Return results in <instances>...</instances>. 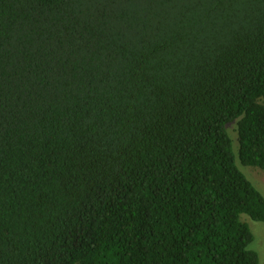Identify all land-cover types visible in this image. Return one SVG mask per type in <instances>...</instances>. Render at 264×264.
<instances>
[{
    "label": "trees",
    "instance_id": "1",
    "mask_svg": "<svg viewBox=\"0 0 264 264\" xmlns=\"http://www.w3.org/2000/svg\"><path fill=\"white\" fill-rule=\"evenodd\" d=\"M238 161L264 0H0V264H260Z\"/></svg>",
    "mask_w": 264,
    "mask_h": 264
},
{
    "label": "rangeland",
    "instance_id": "2",
    "mask_svg": "<svg viewBox=\"0 0 264 264\" xmlns=\"http://www.w3.org/2000/svg\"><path fill=\"white\" fill-rule=\"evenodd\" d=\"M229 130L233 138L237 139V126L236 123L229 125ZM238 146L237 141L235 142ZM238 164L248 178L263 192L264 194V169L251 166L243 165L242 163ZM242 220L247 222L255 234V241L250 246V248L255 249L259 252L260 255V264H264V221H254L248 215H242Z\"/></svg>",
    "mask_w": 264,
    "mask_h": 264
}]
</instances>
